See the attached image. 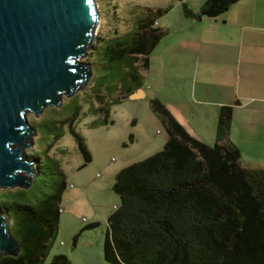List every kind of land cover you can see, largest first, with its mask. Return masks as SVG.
<instances>
[{"label": "trees", "instance_id": "obj_1", "mask_svg": "<svg viewBox=\"0 0 264 264\" xmlns=\"http://www.w3.org/2000/svg\"><path fill=\"white\" fill-rule=\"evenodd\" d=\"M239 1L207 0L198 12L184 3V15L197 21L217 18ZM166 11H152L139 31L99 49L101 58L109 57L119 65V83L128 93L143 85L144 74L137 63L149 70L150 56L165 35L157 27L158 17ZM151 104L168 141L161 152L117 175L114 191L120 203L107 219L106 261L264 264V169L243 165L241 151L231 140L233 107L220 108L216 143L210 145L191 135L160 99ZM72 133L85 160L91 161L83 138ZM64 189L62 185L43 200L36 193L30 196L12 229L21 252L0 258V264L45 263L60 231L59 202ZM52 264L71 262L60 254Z\"/></svg>", "mask_w": 264, "mask_h": 264}, {"label": "rangeland", "instance_id": "obj_2", "mask_svg": "<svg viewBox=\"0 0 264 264\" xmlns=\"http://www.w3.org/2000/svg\"><path fill=\"white\" fill-rule=\"evenodd\" d=\"M201 1L96 0L100 24L95 41L82 59L93 67L87 87L71 98L64 96L59 108L48 107L37 118L33 113L28 115L35 137L25 154L36 160L38 177L27 191L17 187L0 189V210L9 217L13 229L30 196L36 193L43 200L65 186L59 202L60 231L44 264H52L60 254L66 255L71 264H111L104 257L103 247L107 219L120 203L114 191L116 177L124 168L161 152L168 141L152 100L160 99L165 105L178 102L182 106L183 97L190 96L191 79L181 78V67L173 60L177 52L173 47L183 37L176 33L186 30L183 21L188 18L183 4L193 10ZM159 10H167L158 22L162 28H170L171 34H165L151 54L150 70L145 71L137 63L144 74L142 86L148 97L127 98L138 93L137 89L128 93L122 88L119 65L109 57L101 58L99 49L139 31L141 23L153 16L152 11ZM72 130L83 138L91 161L85 160Z\"/></svg>", "mask_w": 264, "mask_h": 264}, {"label": "water", "instance_id": "obj_3", "mask_svg": "<svg viewBox=\"0 0 264 264\" xmlns=\"http://www.w3.org/2000/svg\"><path fill=\"white\" fill-rule=\"evenodd\" d=\"M99 24L96 0H0V189L27 191L38 177L25 154L35 137L28 115L59 108L87 87L93 67L82 59ZM20 252L0 210V258Z\"/></svg>", "mask_w": 264, "mask_h": 264}, {"label": "crops", "instance_id": "obj_4", "mask_svg": "<svg viewBox=\"0 0 264 264\" xmlns=\"http://www.w3.org/2000/svg\"><path fill=\"white\" fill-rule=\"evenodd\" d=\"M206 1L193 10L198 12ZM187 20L186 30L176 33L183 37L173 47V60L181 67V78L191 79V93L186 90L182 106L167 102V108L191 135L213 145L220 108L232 106L231 140L243 165L264 169V0H240L217 18ZM157 27L171 34L159 22ZM139 90V99L148 97L143 86Z\"/></svg>", "mask_w": 264, "mask_h": 264}]
</instances>
